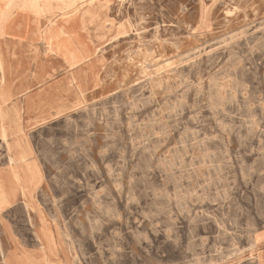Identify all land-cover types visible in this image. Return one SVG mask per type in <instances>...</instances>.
Returning <instances> with one entry per match:
<instances>
[{"label":"rangeland","instance_id":"obj_1","mask_svg":"<svg viewBox=\"0 0 264 264\" xmlns=\"http://www.w3.org/2000/svg\"><path fill=\"white\" fill-rule=\"evenodd\" d=\"M69 2L106 60L105 92L36 146L42 175L66 157L87 180L81 214L42 198L74 264H264V0Z\"/></svg>","mask_w":264,"mask_h":264},{"label":"crops","instance_id":"obj_2","mask_svg":"<svg viewBox=\"0 0 264 264\" xmlns=\"http://www.w3.org/2000/svg\"><path fill=\"white\" fill-rule=\"evenodd\" d=\"M70 3L0 0V242L4 259L12 257L17 264H35L38 260L32 253L51 242L61 243L74 264L51 217L54 209L43 205L42 198L57 201L61 215L81 214L84 195L79 188L87 180L72 173L76 165L65 163L66 157L60 161L65 173L42 175L38 166L42 168L43 161L36 151L39 136L50 134L55 123L80 112L105 92L102 45L87 16L68 13ZM24 146L29 151L20 163L25 170L15 178L14 170L10 176L15 164L9 161V150L13 156ZM32 160L41 173L33 187ZM42 232L46 239L40 238ZM58 256L64 263L63 255ZM41 261H46L44 255Z\"/></svg>","mask_w":264,"mask_h":264},{"label":"bare ground","instance_id":"obj_3","mask_svg":"<svg viewBox=\"0 0 264 264\" xmlns=\"http://www.w3.org/2000/svg\"><path fill=\"white\" fill-rule=\"evenodd\" d=\"M258 29V28H257ZM37 178H36V175L35 174H32V182L35 181Z\"/></svg>","mask_w":264,"mask_h":264}]
</instances>
